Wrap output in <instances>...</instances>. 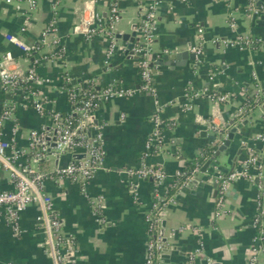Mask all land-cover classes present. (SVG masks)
I'll return each instance as SVG.
<instances>
[{
  "label": "crops",
  "instance_id": "1",
  "mask_svg": "<svg viewBox=\"0 0 264 264\" xmlns=\"http://www.w3.org/2000/svg\"><path fill=\"white\" fill-rule=\"evenodd\" d=\"M149 1L121 0L116 31L131 33L134 25L138 28ZM112 2L39 0L37 10L27 18L25 0L11 3L0 0V57L10 51L13 55L9 62L11 68L25 71L34 66L41 79L40 82L30 81L16 92L13 96L17 104L15 122L7 121L2 127L4 136L14 138L17 147L28 146L31 129L52 126L53 111L75 115L67 94L72 84L91 82L95 87L103 88L116 82L124 87H139L141 77L137 59L124 52L123 40H119V49L106 63L108 36L104 28L90 40L72 32L82 18L89 19L97 12L107 20ZM53 6H56L57 35L63 49L61 56L53 55L50 47L40 42L43 27L53 16ZM246 6L247 0H232L229 4L214 0H163L158 6L153 54L166 56L170 50L192 53L190 47L197 42V29L202 27L206 38L203 60L198 63L196 58L187 55L184 60H174L180 64L174 67L153 65L154 92H138L129 98L106 101L92 113L87 130L92 136L97 126H103L106 159L104 168L91 179L88 192L91 196H104L106 223L97 221L76 182L57 175L50 177L45 191L52 197L63 234L75 242L64 264H145L148 232L144 216L152 203L154 186L149 179L128 174L126 169L140 166L144 143L151 132L149 117L156 108L161 109L164 119L177 123L168 133L174 143L149 158L150 163L163 167L168 173L167 182L172 181L186 160L201 154L212 136L208 127L210 121L222 126L234 117L236 122L249 118L248 124L235 135L231 146L217 159V166L223 172L235 168L247 154V150H243L238 155L242 141H247L254 149L264 148L257 139L264 128L260 110L254 109L242 118L235 116L245 92L251 89L253 70L264 71V45L239 50L212 42L214 38L234 36L235 31L229 25L232 11L237 19L238 32L264 33V27L255 24ZM9 34L33 44L35 51L26 54L7 39ZM211 71L215 73L212 81L209 80ZM65 74L71 76V81H65ZM189 85L196 91L206 87L218 89L228 93L230 99L221 104L212 102L206 95L189 99L185 96ZM31 92L43 101L44 115L32 107ZM10 98L0 81L2 106ZM14 123L18 125L15 133ZM72 156L71 151L51 153L35 167L53 174L57 166L71 162ZM211 173L197 183L189 185L187 181L182 184L174 193L173 201L165 207V235L171 246V258L165 261L159 257L160 264H182L195 248L198 238H202L205 244L199 263L207 260L211 264L247 263L255 233L251 222L257 200L256 187L244 179L234 182L226 197L227 214L215 218L216 196ZM9 187V172L0 167V190ZM134 192L138 196L136 201ZM39 211L37 204L25 210L20 220L21 232L17 236L0 218V264H52L46 250L45 234L36 220ZM180 227L184 229L179 230Z\"/></svg>",
  "mask_w": 264,
  "mask_h": 264
},
{
  "label": "built area",
  "instance_id": "2",
  "mask_svg": "<svg viewBox=\"0 0 264 264\" xmlns=\"http://www.w3.org/2000/svg\"><path fill=\"white\" fill-rule=\"evenodd\" d=\"M13 0H6L11 3ZM113 0L110 4L107 20L101 13L97 12L89 19L82 18L73 28V33L81 34L86 40H90L100 34L102 28L106 30L108 36V46L105 53V62L109 63L111 57L119 49V40L116 38V26L120 20L119 2ZM229 4L232 0H214ZM258 0H247L246 11L252 20H256L264 13V5L257 6ZM163 0H150L143 11L138 25L139 41L132 48L138 54L137 65L142 83L138 88L124 87L111 83L99 90L83 91L81 84H72L67 90L68 99L73 105L76 122L71 119L72 114L62 115L61 112L53 111L51 118L53 125H42L39 128L31 129L29 132V142L26 148L17 147L14 138H6L3 134V125L7 121L15 122V109L13 96L17 91L29 84L30 81L40 82L34 66H29L25 71L13 69L9 66L13 55L10 51L0 57V81L4 91L11 97L4 102L0 116V167L7 170L10 176L11 187L0 190V218H3L12 234L17 236L21 232L20 220L25 210L32 204H37L40 208L36 216L39 227L45 234V245L51 257L52 264H64L67 262L69 252L75 247L72 238L63 234L60 218L55 214L52 197L45 191V184L53 175L67 177L76 182L81 193L88 199L93 213L100 224H105L103 216L105 198L103 195L91 196L88 192V185L97 171L104 168L106 159V148L103 144V126L96 127V133L91 137L87 134L92 113L104 102L115 98H129L138 92H154L153 72L151 56L156 39L157 29V9ZM26 16H30L37 10L39 0H25ZM229 25L235 31L231 38L212 39L213 43H221L225 48H237L239 50L257 49L264 45V33L250 34L237 31V19L234 11L230 14ZM57 13L56 6H53V16L43 27L40 33V42L50 47L53 55L61 56L63 49L60 46L57 35ZM197 42L190 47L195 53L198 63L203 60V47L206 42L202 27L197 29ZM7 39L17 45L23 52L31 55L36 47L26 43L17 35L9 34ZM215 77L213 71L210 72L209 80ZM65 81H71L69 74L64 75ZM91 83V82H90ZM206 95L209 100L216 104H221L230 99L228 93L206 87L202 91H196L192 86H188L185 96L187 98ZM32 107L41 115L45 114V106L41 98L31 92ZM81 98V99H80ZM251 104L254 109L260 110L264 104V71L260 73L254 69L252 72V85L250 91H246L241 104L237 107L235 116L237 118L246 117ZM264 122V112L260 110ZM124 117V114H122ZM151 132L147 137L141 154V163L137 168H128L126 172L140 178H152L154 193L150 207L145 212V223L148 232L146 243L145 264H160L159 256L164 248L163 235L161 233L162 211L173 201L174 193L182 184L192 178L198 171L197 166L192 171V176L188 180L179 184V178L184 174L182 169L175 172L172 181L167 182L168 173L161 166H156L149 162V158L157 153L163 152L167 145L174 143L168 136L177 125L174 120L163 118L160 108H156L149 117ZM212 133H216L222 126L210 121L209 126ZM18 125L14 123L13 133L17 132ZM56 130V145L51 147V153L60 154L66 147L72 149L76 146L85 147V156L71 161L64 166H57L54 173L39 170L35 166L45 159L49 154L51 140ZM257 139L264 144V128ZM245 143V141H242ZM254 148L248 146L247 154L239 161L238 165L226 172L217 173L214 182L217 183V195L215 200V218L223 217L227 214L225 205L227 194L231 185L238 180H247L253 183L257 190V200L255 213L252 219V227L255 230L251 252L246 264H258L261 253L264 251V148L260 153L254 152ZM200 155V154H199ZM171 190H176L170 193ZM138 198L134 192L133 199ZM180 227L179 230H183ZM204 241L198 238L197 244L185 257L182 264H211L210 260L199 263L204 250ZM8 264H13L9 262Z\"/></svg>",
  "mask_w": 264,
  "mask_h": 264
},
{
  "label": "water",
  "instance_id": "3",
  "mask_svg": "<svg viewBox=\"0 0 264 264\" xmlns=\"http://www.w3.org/2000/svg\"><path fill=\"white\" fill-rule=\"evenodd\" d=\"M262 5H264V1L263 0H258L257 1V6L261 7ZM255 24L261 27H264V13H262L255 21ZM116 38L118 40H123L125 42V46L122 47V49H124V52L131 57V55L133 57H135L136 59L139 57L138 54H136V52L132 49L135 45L136 42L139 41V37L137 36V25H134L133 27V31L131 33H122L120 31H116L115 32ZM188 55V57L195 59V53H191V52H186V51H181V52H177L174 50H170L168 52V54L166 56H157V54H152L151 56V67H153V65H165V66H170V67H174L175 65H180L179 63H174V60H184L185 57ZM183 64V62H182ZM100 86H96V90H99ZM260 110L262 112H264V104L260 107ZM1 112H2V101L0 102V116H1ZM249 122V118H246L240 122H236V118H232L231 120H229L228 122L224 123L222 125V127L216 132V133H212V136L209 140V142L207 143V145L209 146H216V150H214L213 154L208 157L206 159V161L199 167L198 171H196L194 173V175L192 176L191 179L188 180V184H193V183H197L198 181H201L204 176H207L210 174V172H212L211 174H213V182H214V177L215 175H217V173L223 172L218 166H217V159L218 157L221 155L222 152H224L225 150H227L228 147L231 146L232 142L235 140V135L238 134L239 130L247 125ZM205 134H207V132H204ZM87 134L89 137H91V132L90 130H87ZM56 130H54L53 132V136L49 137V140H51V144H50V148H49V152L51 153V147H54L56 145ZM248 149V142L245 141V143H242L239 147L238 150V155L241 154L243 152V150H247ZM64 151H71L73 153V160L72 161H76L79 158H82L85 156V147H81V146H76L73 147L72 149H70L69 147H66L64 149ZM261 149H255L254 152H251L250 154H254V153H260ZM262 156H264V153L261 154ZM237 160V158L235 159ZM217 166V167H216ZM213 168V170L211 171V169ZM233 169V168H232ZM231 170V169H230ZM228 171V170H227ZM226 172V171H225ZM150 181H152V178H149ZM214 186V194L215 196L217 195V183L214 182L213 183ZM164 210L162 211V221H161V233L163 235V243H164V248L160 254V258L163 260H169L171 258L170 255V249L171 246L169 245L168 242V238L165 235V229H166V221L164 219ZM176 233V232H175ZM173 248H179L177 246H174ZM263 261L264 264V251L261 253L260 255V259L258 261V264ZM163 264H171L169 262H164Z\"/></svg>",
  "mask_w": 264,
  "mask_h": 264
},
{
  "label": "trees",
  "instance_id": "4",
  "mask_svg": "<svg viewBox=\"0 0 264 264\" xmlns=\"http://www.w3.org/2000/svg\"><path fill=\"white\" fill-rule=\"evenodd\" d=\"M82 87H83V91L96 90V87L90 83H82ZM254 108H255L254 104H251V106H249V110L254 109ZM62 115L64 116L65 114H62ZM71 119L73 122H76L77 118L75 115H71ZM216 148H217L216 146L206 145L203 148V151L201 152L200 155H197L192 159L186 160L182 168V171L184 172V174L179 178V184H181L185 180H188V178L192 176L193 169L197 166H201L206 161V159L213 154ZM174 191L176 190H171L170 193H173Z\"/></svg>",
  "mask_w": 264,
  "mask_h": 264
}]
</instances>
